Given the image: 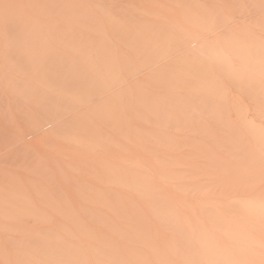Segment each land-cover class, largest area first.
<instances>
[{"label":"rangeland","instance_id":"1","mask_svg":"<svg viewBox=\"0 0 264 264\" xmlns=\"http://www.w3.org/2000/svg\"><path fill=\"white\" fill-rule=\"evenodd\" d=\"M0 264H264V0H0Z\"/></svg>","mask_w":264,"mask_h":264},{"label":"bare ground","instance_id":"2","mask_svg":"<svg viewBox=\"0 0 264 264\" xmlns=\"http://www.w3.org/2000/svg\"><path fill=\"white\" fill-rule=\"evenodd\" d=\"M243 225V224H242ZM239 226V225H238ZM254 227V226H253ZM250 228V227H249ZM252 231H254V230H252Z\"/></svg>","mask_w":264,"mask_h":264}]
</instances>
